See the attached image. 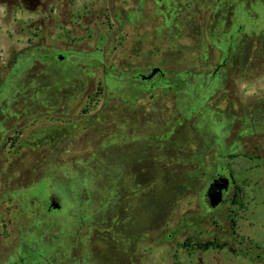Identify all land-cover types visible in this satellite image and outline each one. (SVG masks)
<instances>
[{
    "label": "rangeland",
    "instance_id": "374dc122",
    "mask_svg": "<svg viewBox=\"0 0 264 264\" xmlns=\"http://www.w3.org/2000/svg\"><path fill=\"white\" fill-rule=\"evenodd\" d=\"M0 6V264H264V0Z\"/></svg>",
    "mask_w": 264,
    "mask_h": 264
},
{
    "label": "flooded vegetation",
    "instance_id": "af4514ba",
    "mask_svg": "<svg viewBox=\"0 0 264 264\" xmlns=\"http://www.w3.org/2000/svg\"><path fill=\"white\" fill-rule=\"evenodd\" d=\"M162 1V0H161ZM240 31V30H239ZM232 39V38H231ZM60 57V56H59ZM58 58V57H57ZM66 59V57H63V61ZM230 60V55L229 54H227L224 58H223V60H222V62H221V64H219V66L218 67H216L215 68V70H214V72H213V75L214 76H216L222 69H224L225 68V66H226V64H227V62ZM153 68H159V67H153ZM153 68H151L149 71H148V73H146V74H139V75H137L136 77V79L135 80H133V82H137V83H141V84H143V89H144V91H150V90H156V89H158V88H160V87H162V86H164L165 84H166V80H165V78H166V76H167V73H165L161 68V70H162V72H163V74H164V76L163 77H161V73H157L151 80H144V79H142V76H144V75H149L150 74V72H151V70L153 69ZM129 134V133H128ZM127 134V135H128ZM133 141H135V139L134 138H130V142H133ZM135 143V142H134ZM133 145V143H131L130 145H128V147H131ZM143 153H145V151L143 152ZM145 158H146V156L145 155H143V158L142 159H144L145 160ZM219 175H225L226 177H228V178H230V180H231V183H230V191H231V189L233 188V186L235 185V181H234V178H233V176L232 175H230L227 171H226V169H225V167L223 166V165H221V166H219V169H218V171H217V173L215 174V176H213V178H215V177H217V176H219ZM212 178V179H213ZM230 191H229V193H230ZM228 193V194H229ZM45 202H44V207H45V209H46V211L48 212V213H54V212H59V211H61L62 210V204H61V202H60V199L58 198V196L57 195H50L48 198H45ZM55 204H59L60 206H61V208H60V210L59 211H56L55 209H53V206L55 205ZM23 260L21 259V262H22Z\"/></svg>",
    "mask_w": 264,
    "mask_h": 264
},
{
    "label": "water",
    "instance_id": "95a60500",
    "mask_svg": "<svg viewBox=\"0 0 264 264\" xmlns=\"http://www.w3.org/2000/svg\"><path fill=\"white\" fill-rule=\"evenodd\" d=\"M59 60H63V57L60 56ZM157 73H161V77L164 76L160 68H153L150 74L142 76V79L151 80ZM230 183V178L226 177L225 175H219L211 180L205 190L204 195L205 203L207 204L209 211L215 212L221 208L230 191ZM60 208L61 206L59 204H55L53 206V209L56 211H59Z\"/></svg>",
    "mask_w": 264,
    "mask_h": 264
},
{
    "label": "clouds",
    "instance_id": "9594fccd",
    "mask_svg": "<svg viewBox=\"0 0 264 264\" xmlns=\"http://www.w3.org/2000/svg\"><path fill=\"white\" fill-rule=\"evenodd\" d=\"M2 14H5L4 6H0V15H2ZM5 27L10 28V27H12V24L10 23V24L6 25Z\"/></svg>",
    "mask_w": 264,
    "mask_h": 264
},
{
    "label": "trees",
    "instance_id": "16d2710c",
    "mask_svg": "<svg viewBox=\"0 0 264 264\" xmlns=\"http://www.w3.org/2000/svg\"><path fill=\"white\" fill-rule=\"evenodd\" d=\"M212 246H214L213 243H210V244H204V245L201 246V248L206 250V249H208V248H210V247H212ZM219 247H221V246H219Z\"/></svg>",
    "mask_w": 264,
    "mask_h": 264
}]
</instances>
